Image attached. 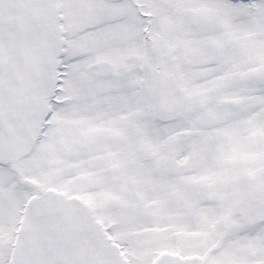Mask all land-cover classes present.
Listing matches in <instances>:
<instances>
[{
    "label": "snow or ice",
    "instance_id": "6c2138e0",
    "mask_svg": "<svg viewBox=\"0 0 264 264\" xmlns=\"http://www.w3.org/2000/svg\"><path fill=\"white\" fill-rule=\"evenodd\" d=\"M0 264H264V0H0Z\"/></svg>",
    "mask_w": 264,
    "mask_h": 264
}]
</instances>
